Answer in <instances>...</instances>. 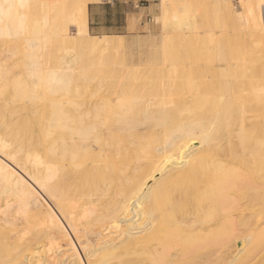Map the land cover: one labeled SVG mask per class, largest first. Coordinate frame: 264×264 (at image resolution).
Here are the masks:
<instances>
[{
    "label": "bare ground",
    "instance_id": "1",
    "mask_svg": "<svg viewBox=\"0 0 264 264\" xmlns=\"http://www.w3.org/2000/svg\"><path fill=\"white\" fill-rule=\"evenodd\" d=\"M99 1L0 0V91L10 93V101L0 95V188L17 194L13 216L40 205L39 193L48 200L45 211L34 209L39 229L28 226L30 214L24 224L38 230L23 241L16 233L17 245L0 209V264H31L33 253L50 264L46 248L63 245L72 251L57 264H211L213 240L234 247L217 253L218 264H237L253 240L244 229L264 234L262 51L255 43L260 54L225 52L211 38V53L105 54L78 79V56L48 41L121 48V40L88 34L87 6ZM213 3L237 12L229 0Z\"/></svg>",
    "mask_w": 264,
    "mask_h": 264
},
{
    "label": "rangeland",
    "instance_id": "2",
    "mask_svg": "<svg viewBox=\"0 0 264 264\" xmlns=\"http://www.w3.org/2000/svg\"><path fill=\"white\" fill-rule=\"evenodd\" d=\"M33 1H37V3H33ZM39 1L38 0H30L29 1L28 0V5L29 6L30 5L38 6ZM100 1L111 2L112 0H100ZM125 1H127V0H125ZM128 1H129L130 5H132L134 8V10H132L134 12H132V20L133 21H132L131 28H129L126 32H123V33H111L110 35H108V36H111L112 38H116V39L121 40L123 42L122 47L116 49L117 51L116 50L115 51L114 50L113 51H96V50H94V51H88L87 50L86 51V50H82V49H78V48H73L68 43H64L59 39H57V41L52 40V39H50L48 41V48L53 49L54 46H57L59 48H62V50H58L59 52H66L68 55H72V56L77 55L78 56V59L76 62V64L77 63L78 64H77V66L75 64L76 68H74L75 70L72 73L73 77L80 79V78H82V76L89 75L93 71L98 70L99 66H100L99 65L100 63H98V61H100L99 59H101V57L105 54L110 55L112 53H114V54L117 53L118 55H120V54L123 55V53H124L126 55H128V54L129 55L130 54L136 55V54H140V53H149V52H151V53H154V52L155 53H174V54H176V53H179V54L180 53H183V54L186 53L187 54V53H200V52L201 53H211L210 48L212 47L211 49L213 52V44H214V42H213V44L210 42L211 38L213 39L212 41H216V42L219 41L218 39H220L219 43L222 44V46H223L222 48L225 49V52L228 51L229 53L232 52V53H236V54L251 55V54H255V52H257L256 51L257 50L256 45H258L259 46V48H258L259 52L262 51V54L264 55V0H250L251 7H252L250 11H247V10L243 11L244 7L242 8V6H243L242 3L245 0H229L233 9L235 11H237L234 14L222 13V11L218 10L215 7V3H213L214 0H168V2L164 5V7L161 5L162 4L161 0H128ZM251 1H253V4ZM118 6H119V4H116L113 7L116 14H117V12H119L120 10L123 9V7L119 8ZM121 6H123V4ZM247 15L249 17H247ZM250 17H251V19H249ZM62 20H63V22H62ZM56 22H60V24H62V23L66 24L67 30L69 29L68 31H70V33L74 34V32H75L74 27L75 26H73V24H71L69 19H64V18L58 17V19H56ZM116 23L118 25V18H116ZM216 33L217 34L221 33V34L217 35ZM88 34L91 36H96L92 30H88ZM101 36H104V35H98V37H101ZM252 39H254V41L257 39V41H259V42H256V41L254 42V41H252ZM227 42H228V44H227ZM255 43H257V44H255ZM259 43L261 45H259ZM211 44H212V46H211ZM217 44H218V42H217ZM254 44H255L256 50L254 48ZM260 46H261V48H260ZM215 50L216 49H214V51ZM254 50H255V52H254ZM259 52H257V53H259ZM73 80H75V79H73ZM79 82H77V84ZM73 83H74V85H76L75 81H73L72 84ZM0 93H1L0 94L1 96L2 95L4 96V97H2L3 99L10 101L9 100V98H10L9 92L2 93V91H0ZM2 98L0 99V105H2L1 104ZM5 119H7V116H5ZM2 137H4V136H2ZM261 178H263V177H261ZM260 180H259V184H260L259 186L262 187L263 191H261V199L259 198L262 201H260L258 203V205L260 206L259 210L262 208V210H260L261 214H262V212L264 211L263 210L264 209V202H263L264 197H262V193H264V187H263L264 182L262 180L260 182ZM1 190H3V189H1ZM1 190H0V206H1L0 209L1 210L6 209V211H4V212H8V215L10 216V218L8 217L7 221L9 223H11V227H14V226L18 227L19 225H21L20 223H23V224L28 223L29 219H31L30 216H32V214H33V216H32V219H33L35 217L34 214H36L35 211L37 213H40L39 211H41L43 209L42 208V207H44L43 205H45V207H46L45 202L48 201L46 198H44L45 199L44 200L43 195L41 193H39L40 196L37 198H38V200H40V202H42V203H40L41 208L38 207L39 208V210H38L37 206L39 205V203L34 202L30 205V210L32 212L29 211V214L19 213L21 211H19L20 209H18V207H19L17 204L18 200H16L18 198L16 196L17 194L16 193L14 194V192H12L10 190H9L10 193L6 189L3 191H1ZM11 192H12V194H11ZM13 194L15 195L16 198L14 197ZM263 196H264V194H263ZM7 197H9V198H7ZM5 198H7V200ZM15 200H16V202H15ZM1 201H3V202L1 203ZM3 203H5V204H3ZM16 206H18V207H16ZM8 207H9V209H8ZM45 207H44V209H45ZM16 208L18 209L19 212L17 211L18 213H15V211H14V216L16 214V216L14 217L13 214H10V213H13V210H16ZM34 209H36V210L34 211ZM44 209L42 210V212L45 211ZM11 210H12V212H11ZM11 215L14 218H12ZM23 215H25V216H23ZM37 215L39 216V214H36V216ZM21 217L22 218L25 217V218H23L21 220ZM39 217H37V218L35 217L33 219L34 220L33 222L30 221L28 223V226H30L32 223L36 222L35 220L38 219ZM26 218L28 220H26ZM24 219L26 220L25 222H23ZM13 220H14L15 225L12 224ZM20 220H21V222H20ZM39 220H40V218H39ZM39 220H38V222H39ZM7 221L4 222V225L6 224L5 226H7L8 230H10V231L7 230V233L9 232L10 241H11V238H12V240L13 239L15 240L17 238V240H15L16 242L19 241V239L23 241L24 239L32 236L33 232H36V230H38L40 227V226H38L40 223H37V224L34 223L33 225H31V228H35V227L38 228V229L36 228V230L34 231L33 229H30V227H28L27 224H24L26 230L28 229L27 231H29V232L27 233V231L24 230V226L22 227L23 230L20 229L21 226L18 227L17 229L15 228L16 230H18L16 232L15 229L13 231L12 229H10L11 227L9 228L10 224H8L9 225L8 226ZM4 225L2 226V229H0V230H2L0 232V235H1L0 236V243H1V245H3L2 244V242L4 240L3 237H5L3 235H6V234H2V232L5 233L4 231L6 230L5 229L6 227ZM247 229L249 230V228L244 229V231H245V232H243V234L245 235L244 237H248L249 235L250 236L252 235L253 238L252 237L251 238L253 240H251V241L253 242L255 239H257L258 242L256 240L253 243L251 242V244H249L250 246H247V245H246L247 247L245 246L246 249L244 251L247 254L243 251V254H242L243 257L241 256V258H240L241 260H239L240 262H238L237 264H241V263L242 264H263L264 263V242H263L264 234H261V235L257 234L259 237L257 238L255 236V238H254L255 234H252L254 232H251V230L248 231ZM11 230H12V232H11ZM20 231H24V232L26 231V232H25V234H24V232H22L23 234H21ZM30 231H33V232L30 233ZM16 233L19 236L20 235L23 236V239H21V236L18 239L19 236L16 237L17 236V235H15ZM68 233H70V232L68 231ZM12 234H13V236H12ZM28 234H30V235H28ZM220 234H221V232H220ZM222 234H223V232H222ZM24 235H27V236H24ZM224 235H226V233H224ZM69 236H70V234H69ZM217 236H218L217 238H219L222 235L219 236L217 234ZM71 237H72V235H71ZM215 238H216V236L213 239H215ZM14 240H13V243H14ZM221 241H218V243H216L217 241H214L213 243L211 242L210 250H208V251L206 250L207 252L211 251V259H212L211 264H213V263L218 264V262L216 260V257L218 254L220 256L221 255L226 256V254H228L229 252L231 253L233 251L232 254L235 253L234 247H232L233 249L231 248L229 250L226 248L222 249L223 248L222 246L225 243L222 244ZM19 242H21V241H19ZM33 242L31 241L32 251H30V253L27 252V254H29V256L32 255L33 249L37 250V248H36L37 245L32 246V245L36 244ZM73 242H75L74 239H73ZM223 242H225V241H223ZM10 243H12V241ZM45 243H46V241H45ZM220 243L222 245H220ZM17 244L14 243V245H17ZM216 244H219V245H216ZM75 245H76V243H75ZM63 246H62V248L59 247L60 249H62L60 251H59V248L57 246H54V247H57V249H58L57 250L55 248L56 252L59 251L60 254L56 253L55 250L52 248L51 249L46 248V252L44 253V255H45V258L47 259L48 263L57 264L59 262L58 259H60V258H58V257L62 258L61 253H63L66 250V248L64 249L65 246L64 247ZM203 246L207 247L208 244H204L201 246V248L205 250L206 248ZM2 249H3V247H2ZM202 249H200L201 251H198V254H200V252H203V253L205 252ZM219 249L222 251H220ZM225 249H226V251H225ZM70 250L71 249H67L64 252L65 255H68V254L70 255V253H69ZM213 253H215V254H213ZM33 254H34V256H32V257H34V258L31 260V264H40V262L38 263L36 260L38 255L36 253H33ZM198 254H197V256L199 257ZM200 256H201V254H200ZM212 256H215V257L212 258ZM244 257L246 258V260H243V259H245ZM50 258H52V259H50ZM37 259H39V258H37ZM52 262H54V263H52ZM84 264H85V262H84Z\"/></svg>",
    "mask_w": 264,
    "mask_h": 264
},
{
    "label": "crops",
    "instance_id": "3",
    "mask_svg": "<svg viewBox=\"0 0 264 264\" xmlns=\"http://www.w3.org/2000/svg\"><path fill=\"white\" fill-rule=\"evenodd\" d=\"M116 4H119V8L123 7L117 14L113 8ZM122 4L123 6H121ZM132 10L134 8L128 0L89 3L87 6L88 30H92L96 36L126 32L132 26V12H134ZM116 18H118V25Z\"/></svg>",
    "mask_w": 264,
    "mask_h": 264
}]
</instances>
